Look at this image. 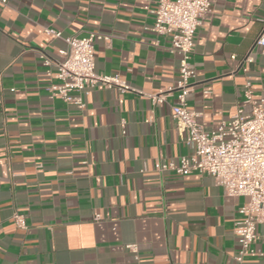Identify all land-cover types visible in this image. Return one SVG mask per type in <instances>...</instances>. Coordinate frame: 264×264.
Listing matches in <instances>:
<instances>
[{"label":"crops","instance_id":"0c3cea01","mask_svg":"<svg viewBox=\"0 0 264 264\" xmlns=\"http://www.w3.org/2000/svg\"><path fill=\"white\" fill-rule=\"evenodd\" d=\"M156 5L0 0V264H264L253 254L235 259L245 196L226 195L206 174L158 171L192 150L171 116L173 94L153 105L97 85L82 91V110L48 89L59 79L39 51L59 61L66 44L44 27L108 35L95 43L97 71L145 92L166 90L178 56L167 36L148 28ZM263 29L264 0H210L194 33L196 83L187 99L206 130L236 107L250 111L246 80L264 99V47H253ZM250 50L253 60L241 65ZM15 212L25 228L15 225Z\"/></svg>","mask_w":264,"mask_h":264},{"label":"built area","instance_id":"2783aa9c","mask_svg":"<svg viewBox=\"0 0 264 264\" xmlns=\"http://www.w3.org/2000/svg\"><path fill=\"white\" fill-rule=\"evenodd\" d=\"M148 10L154 17L148 28L167 36L170 51L178 56L177 78L171 86L166 90L145 92L131 86L118 73L97 71L95 43L109 38L102 32L63 36L57 29L44 27L45 33L61 37L66 44L60 50L63 58L59 61L39 51L47 72L54 67L59 79V83L48 88L51 96L58 94L64 101L83 110L82 91L97 85L116 88L120 92H136L147 97L153 105H161L168 94H173L171 116L177 131L186 143L192 145V150L177 160L161 163L158 171H173L180 175L206 174L213 177L226 195L245 196L247 200L238 209L242 216L234 225L238 240L235 259L242 261L249 254L264 258V231H257V226L264 224V99L253 96L251 82L246 80L244 101L251 104L250 111L244 112L241 107H236L228 119L206 130L199 121V113L187 107V99L196 83V71L191 64L194 33L210 10V0H157L156 7ZM257 45L264 47V29L254 40L253 47ZM231 57L235 58L234 55ZM252 60L250 50L243 56L241 65ZM120 125L124 133L125 121L121 120ZM13 221L17 227H26L22 214L13 213ZM256 242L259 244L254 245ZM125 248L133 252L138 249L136 243H127Z\"/></svg>","mask_w":264,"mask_h":264}]
</instances>
